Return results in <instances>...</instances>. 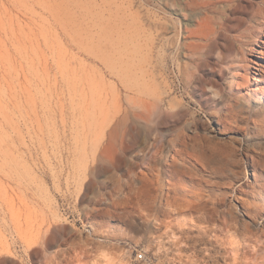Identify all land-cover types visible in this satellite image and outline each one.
<instances>
[{"label":"rangeland","instance_id":"obj_1","mask_svg":"<svg viewBox=\"0 0 264 264\" xmlns=\"http://www.w3.org/2000/svg\"><path fill=\"white\" fill-rule=\"evenodd\" d=\"M136 2L0 0V264H264V115L189 68L167 1ZM259 4L213 67L256 60Z\"/></svg>","mask_w":264,"mask_h":264},{"label":"bare ground","instance_id":"obj_2","mask_svg":"<svg viewBox=\"0 0 264 264\" xmlns=\"http://www.w3.org/2000/svg\"><path fill=\"white\" fill-rule=\"evenodd\" d=\"M112 1L117 4V6L124 8L127 7L130 10H133L137 7L136 0H102ZM162 6L168 7L166 1L169 3V9L172 13L178 18V24H183V41L178 48L179 56L182 54L185 59L188 61L189 68L194 66L192 61L194 58H200L202 55L207 59V66L219 79L223 78L227 74V69L232 72L233 79H235L233 89L237 94H245L246 101L235 100L232 103L228 104V111L240 109H249L250 112L254 114L264 115V67L259 65L260 59H264V50L258 51L255 48V45L263 41L264 39V0H160ZM139 2V0H138ZM260 3L256 9V33L253 40L248 41L250 45V52L256 53L257 58L255 61H251L249 58H234L230 65L225 63L224 59L221 56L220 64L218 69L213 67V60L215 53H221L219 50V41L223 40L225 37V32L229 31L231 28L230 22L233 18L243 11H247L249 8H253L256 3ZM99 5L96 3V6ZM103 3H100L102 6ZM141 6V5H140ZM142 7V6H141ZM138 8V7H137ZM126 10V8H124ZM131 12V11H129ZM136 12V11H135ZM134 12V13H135ZM142 12V11H141ZM140 10H138L134 21L137 23H145ZM130 14V13H129ZM129 16V15H128ZM131 20V19H130ZM184 22V23H183ZM153 23V22H152ZM151 24V23H150ZM140 25V24H139ZM142 25V24H141ZM144 25V24H143ZM148 25V24H147ZM145 26V25H144ZM142 28V26H141ZM168 26H165L161 23L159 26V39H162L166 36ZM145 31V30H144ZM139 36V35H138ZM137 36V37H138ZM142 36V34H141ZM148 38V37H147ZM158 39V40H159ZM264 49V47H263ZM261 57V58H260ZM196 60V59H194ZM251 62H254L255 65L259 66L261 71L260 79L256 78L253 75L254 87L252 81H250V71H251ZM198 63V62H197ZM199 65V63H198ZM206 65V64H205ZM197 68V67H196ZM199 68V67H198ZM244 71V74L241 73ZM242 79L243 82H238V79ZM255 99L251 102L252 99ZM132 123V122H131ZM135 125V124H134ZM128 128V127H127ZM136 126H131L128 128V134L130 135V142L128 141L127 150L132 148L136 140ZM153 156L159 157V154L156 152ZM160 159V158H157ZM216 160V158H214ZM157 181V180H156ZM170 202L167 201V205ZM201 205V202L198 205L191 206L192 211L197 210L198 206ZM157 208H160L159 206ZM156 208V209H157ZM160 210V209H159ZM170 211H176L170 210ZM179 213V212H178ZM188 244V243H187ZM190 246V245H189Z\"/></svg>","mask_w":264,"mask_h":264},{"label":"built area","instance_id":"obj_3","mask_svg":"<svg viewBox=\"0 0 264 264\" xmlns=\"http://www.w3.org/2000/svg\"><path fill=\"white\" fill-rule=\"evenodd\" d=\"M138 259L140 260L144 259V254L143 253L138 254Z\"/></svg>","mask_w":264,"mask_h":264}]
</instances>
